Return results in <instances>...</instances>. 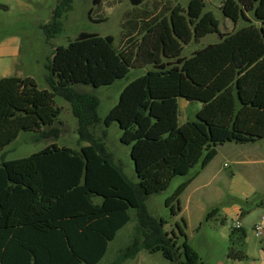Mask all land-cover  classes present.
<instances>
[{
	"label": "trees",
	"instance_id": "16d2710c",
	"mask_svg": "<svg viewBox=\"0 0 264 264\" xmlns=\"http://www.w3.org/2000/svg\"><path fill=\"white\" fill-rule=\"evenodd\" d=\"M102 1L93 0V4ZM147 1L130 0L133 8L125 13L122 26L123 49L115 46L113 35L87 32H80L67 46L56 47L47 78L52 91L39 89L30 77L0 78V154L22 131H35L38 137L59 136L55 125L61 110L54 100L59 95L71 104L78 119L79 140L89 143L107 180L97 184L83 148L78 152L52 144L27 160L5 162L3 157L0 264H99L110 242L131 220L129 208L135 210L137 226L114 264L134 259L142 250L161 253L176 264H206L187 239L179 244L164 230L165 220L151 215L146 201L199 164V172L166 201L172 214H178L180 196L213 161L220 146L264 140V0H224V16L234 23L240 19L246 23L229 33L222 32L213 11L206 10V0H188L186 7L174 0H154L161 5L159 9L157 5L146 8ZM72 4L73 0H60L52 20L41 27L49 39L62 33L63 16ZM91 13L92 9L88 13L91 21H104L92 19ZM210 33H217L219 41L190 57L181 56L184 45ZM148 64L153 68L128 83L104 119L106 127L118 123L120 142L131 145L138 178L134 182L90 131L100 120L98 97L76 85H111L131 68ZM179 98L202 104L197 120L179 125ZM61 152L81 163L86 170L85 185H79L81 169L64 193L46 194L28 180L41 173V167L42 174H50L55 181L67 176L49 163ZM21 184L26 188L20 187L16 193L13 187ZM115 184L121 192L112 190ZM65 194L76 197L73 204L61 206ZM94 198L101 203L94 204ZM235 231L231 233L233 242ZM180 233L184 236L181 227ZM243 238L246 234L241 231ZM229 257L247 255L232 249Z\"/></svg>",
	"mask_w": 264,
	"mask_h": 264
},
{
	"label": "rangeland",
	"instance_id": "374dc122",
	"mask_svg": "<svg viewBox=\"0 0 264 264\" xmlns=\"http://www.w3.org/2000/svg\"><path fill=\"white\" fill-rule=\"evenodd\" d=\"M39 1L0 0V3H6L10 7L8 11L0 9V42L6 41L8 43L6 53L0 57V78L19 77L25 79L30 77L35 80L39 89L52 91L47 83V78L50 76L49 65L52 54L56 47L67 46L74 41L80 32L93 33L99 36L113 35L117 48L123 49L126 46V40L122 39V26L125 13L133 8L130 0H103L99 5H94L93 0H73L72 8L63 16L62 33L50 39L41 27L52 20L53 12L60 0ZM223 1L206 0V10L213 11L219 20L220 30L229 33L243 27L246 24L243 19L234 23L224 16L221 11ZM174 2L186 7L188 0H174ZM156 5L158 9L161 6H158L154 0H148L145 7L154 9ZM90 9H92V19H103L104 21L99 23L91 21L88 16ZM217 41H219L217 33L207 34L200 40H193L184 45L181 56L190 57L196 50ZM152 68V64L131 68L125 77L116 80L111 85L101 87H93L88 84L76 85L77 88L98 97L99 108L97 113L100 120L91 126L90 131L95 138L104 143L106 150L114 155L115 161L122 164L125 175L134 182H137L138 178L130 155L131 145L120 142L122 131L118 123L113 122L106 127L104 119L110 109L118 103L120 94L128 83L146 74ZM54 100L56 106L61 110L57 118L59 124L55 125L60 129L59 136L44 135L38 137L35 131H22L15 141L3 149L0 154V164L3 157L5 162L30 159L33 154L52 144H57L59 147L67 146L78 152L83 148L87 156L90 174L94 175L97 184L98 182L99 184L104 183L103 179L106 180V178L102 163H98L93 158L91 153L93 150L89 143L79 140L78 119L72 112L71 104L59 95H56ZM178 105L179 125L187 121L197 120V113L202 107L200 102L179 98ZM1 155L3 156L1 157ZM55 157L50 159L49 163L52 162L56 166L55 169L68 173L67 176L64 175L61 179H57L61 183L60 185L52 179L50 174L46 176L42 174L43 167H41V173L39 171L36 176L28 180L29 183H36L46 194L50 195L58 192L64 193L65 187H71L76 176L83 169L81 163L74 160L75 157H68L66 152L56 154ZM235 168L230 160L224 159L222 153H219L212 164L205 170H201L200 175L198 174L194 178L180 196L181 211L176 215L172 214L166 201L174 194L179 185L199 172V164L194 166L189 174L175 177L166 190L149 196L146 201L148 212L165 220L164 230L172 235L177 242L179 241V244L187 239L206 264H264V235L257 238L253 233L255 223L261 221L260 219L264 216V204L256 205V202L260 201L257 195L251 196L249 199L241 197V192H250L248 183L250 180ZM83 171L80 177V187H83L86 182V170L83 169ZM217 171L221 175L213 178ZM20 187L26 188L22 184L21 186L15 185L13 188L16 193ZM3 189L0 184V208L2 209L4 207ZM81 190L85 196L84 192L87 190L85 188ZM112 190L121 192L117 184ZM215 190L219 192L218 195L214 194ZM69 193L71 192L67 194ZM74 198L76 197L70 196L68 198L65 194L63 200L61 199V206L73 204ZM101 201L99 198H94L93 203L99 204ZM84 205H81V208ZM236 206L246 211L245 215L237 214ZM129 210L131 220L110 242L109 250L99 264H114L119 251L131 240L137 226V219L135 210L133 208H129ZM237 222L243 226V229H236L235 241L233 242L231 233ZM180 227L184 231V236L180 233ZM241 231L246 233V238L240 239ZM232 249L236 252H243L247 257L242 259L229 257ZM123 264L176 263L163 258L161 253H149L142 250L134 259L127 260Z\"/></svg>",
	"mask_w": 264,
	"mask_h": 264
},
{
	"label": "crops",
	"instance_id": "0c3cea01",
	"mask_svg": "<svg viewBox=\"0 0 264 264\" xmlns=\"http://www.w3.org/2000/svg\"><path fill=\"white\" fill-rule=\"evenodd\" d=\"M43 1L44 0H40L39 2ZM9 8L8 4L0 3V9L8 11ZM7 47L8 43L6 41L0 42V57L6 53ZM219 153H222L224 159L230 160L233 166L236 167L235 169L237 171L240 170V172H242L250 180L248 182L250 185V192H241V197L249 199L251 196L253 197L254 195H257V197L260 198V201H257L256 205L264 204V140L246 144H224L218 148V153L213 161L218 157ZM212 162L207 167H209ZM225 166H227L226 163ZM206 168H204V170ZM219 175L221 174L217 171L213 175V178H217ZM214 194L218 195L219 192L215 190ZM235 211L240 215H245L246 213V211L237 206ZM259 222L260 221L255 224ZM242 229L243 226L240 230Z\"/></svg>",
	"mask_w": 264,
	"mask_h": 264
},
{
	"label": "built area",
	"instance_id": "2783aa9c",
	"mask_svg": "<svg viewBox=\"0 0 264 264\" xmlns=\"http://www.w3.org/2000/svg\"><path fill=\"white\" fill-rule=\"evenodd\" d=\"M241 227L242 225L237 222L235 228L241 229ZM253 233L257 238H261L264 235V216L262 217L261 221L253 227Z\"/></svg>",
	"mask_w": 264,
	"mask_h": 264
}]
</instances>
